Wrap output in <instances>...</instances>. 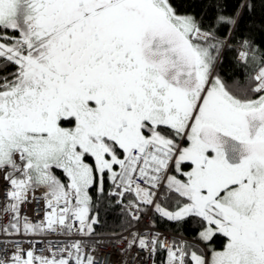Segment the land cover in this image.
Wrapping results in <instances>:
<instances>
[{"label":"snow or ice","instance_id":"snow-or-ice-1","mask_svg":"<svg viewBox=\"0 0 264 264\" xmlns=\"http://www.w3.org/2000/svg\"><path fill=\"white\" fill-rule=\"evenodd\" d=\"M251 8L205 25L173 0H0V264H96L103 200L132 229L149 209L198 221L192 241L112 233L120 264H264V46L235 40Z\"/></svg>","mask_w":264,"mask_h":264},{"label":"trees","instance_id":"trees-1","mask_svg":"<svg viewBox=\"0 0 264 264\" xmlns=\"http://www.w3.org/2000/svg\"><path fill=\"white\" fill-rule=\"evenodd\" d=\"M173 2L178 12L191 13L197 18H202L205 25H207L215 17L218 10H222L226 14H232L239 7L242 0H173ZM248 2L252 5V8L243 11L240 29L235 33V40H238L241 35H248L257 44L264 46V0H248ZM235 40L233 43H235ZM235 55L234 51L224 53L223 63L219 68L222 75L231 76L233 73L238 72V67L234 62ZM11 70V67L7 69V71ZM120 212L119 205L109 207L108 201L103 200L100 204L101 225L96 226V234H112L129 228L127 217L122 216ZM152 223L192 238L200 230L197 219L191 217L183 223H177L162 219L159 214L152 212ZM223 242L224 238L217 235L210 243L213 247L220 249ZM205 246L207 247V245ZM166 255L165 251H157L155 264H164Z\"/></svg>","mask_w":264,"mask_h":264},{"label":"built area","instance_id":"built-area-1","mask_svg":"<svg viewBox=\"0 0 264 264\" xmlns=\"http://www.w3.org/2000/svg\"><path fill=\"white\" fill-rule=\"evenodd\" d=\"M7 188V184L0 181V201L4 199L5 195V189ZM37 200H40V196L37 195ZM43 207V202L41 201L39 204L33 202L26 204L24 207V212L32 218L36 217H42L43 212L38 211ZM6 222L3 220H0V223ZM132 230H136L139 232H143L145 230H148L150 233H160L163 238L171 239L175 237L176 239H184V240H192L191 238L184 236L182 234H178L176 232H173L169 229L154 225L152 223L151 219V209L148 210L147 214L142 215L141 220L134 225V229L127 228V230H122L116 233H121L124 236H128ZM118 237H114L112 234H95L94 237L88 241L89 245H91L95 241H99L100 243L96 245L95 247V256H96V264H120L121 255L119 252V249L124 247V244L122 243H116L115 240ZM3 238L0 237V240ZM63 237H57L55 235L47 236V237H36L34 240L31 238H27L24 242V246L27 247L29 243H35L36 244V254L37 255H45L46 253L41 251L43 249L48 241L52 242H61L63 241ZM0 247H2V244H0ZM117 251V258L112 259L111 258V251L112 250ZM88 249H86L87 251ZM137 249L133 248L130 252L126 253L127 259L132 262V264H135V261L133 258L137 261L141 260V257H146V259L141 261V264H153V260L151 257L148 256L146 252H141L139 256L136 255Z\"/></svg>","mask_w":264,"mask_h":264},{"label":"bare ground","instance_id":"bare-ground-1","mask_svg":"<svg viewBox=\"0 0 264 264\" xmlns=\"http://www.w3.org/2000/svg\"><path fill=\"white\" fill-rule=\"evenodd\" d=\"M205 252L207 253L206 250H205ZM117 255H118V254H117V251L113 249V250L111 251V255H110L111 258H112V259H113V258L116 259V258H117Z\"/></svg>","mask_w":264,"mask_h":264},{"label":"rangeland","instance_id":"rangeland-1","mask_svg":"<svg viewBox=\"0 0 264 264\" xmlns=\"http://www.w3.org/2000/svg\"><path fill=\"white\" fill-rule=\"evenodd\" d=\"M206 247V246H205ZM201 248V247H200ZM206 249H207V247H206ZM217 249V248H216ZM206 253V252H205ZM206 256H207V253H206Z\"/></svg>","mask_w":264,"mask_h":264}]
</instances>
